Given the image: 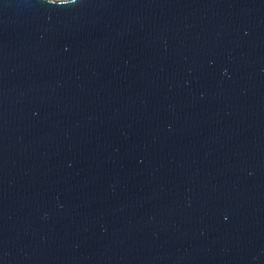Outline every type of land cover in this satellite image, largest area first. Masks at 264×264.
<instances>
[{
    "label": "water",
    "instance_id": "obj_1",
    "mask_svg": "<svg viewBox=\"0 0 264 264\" xmlns=\"http://www.w3.org/2000/svg\"><path fill=\"white\" fill-rule=\"evenodd\" d=\"M0 264H264V0H0Z\"/></svg>",
    "mask_w": 264,
    "mask_h": 264
},
{
    "label": "built area",
    "instance_id": "obj_2",
    "mask_svg": "<svg viewBox=\"0 0 264 264\" xmlns=\"http://www.w3.org/2000/svg\"><path fill=\"white\" fill-rule=\"evenodd\" d=\"M49 2H54V3H67V2H71L74 0H47Z\"/></svg>",
    "mask_w": 264,
    "mask_h": 264
}]
</instances>
